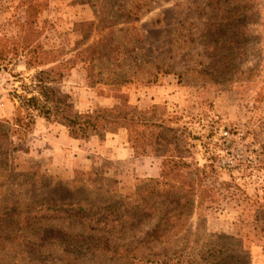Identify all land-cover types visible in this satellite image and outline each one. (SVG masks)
I'll return each mask as SVG.
<instances>
[{
	"label": "rangeland",
	"instance_id": "1",
	"mask_svg": "<svg viewBox=\"0 0 264 264\" xmlns=\"http://www.w3.org/2000/svg\"><path fill=\"white\" fill-rule=\"evenodd\" d=\"M248 1L251 6L243 22L244 34L238 44L235 40L225 44L228 54L222 58L225 54L217 53L219 45L200 39L206 24L205 13H201L205 0H0V39L19 41L24 36L21 26L31 20L46 27L42 42L47 48L69 51L97 39L91 32L84 45L77 30L78 24L94 22L96 11L130 8L132 2L143 7L150 4L151 10L142 20L131 25L141 33L144 54L155 62L162 58L160 62L165 61L177 73L194 68L217 75L214 81L204 82L195 79L196 73H172L159 75L155 85L134 83L123 88V99L131 105L141 110L160 106L174 121L179 119L188 130L189 161L206 170L204 184L215 192L214 203L206 201L202 206L198 199L195 206L200 207L188 218L186 214L182 219L181 215L170 218L166 243L153 242L154 254L165 249L175 264H188L183 261L192 250L200 253L218 244L222 247L217 249L233 252L225 264L239 263L242 258L238 256L244 254V263L264 264V0ZM119 22L122 28L124 21ZM17 75H28L21 57L0 69V121H11L15 115L13 95L21 90ZM61 89L80 113L122 103L89 86L84 64L72 70ZM16 144L20 142L16 140ZM0 149L6 153L8 146L0 144ZM12 156L17 172L49 177L52 187L74 180L84 184L78 192L61 193L62 200L89 197L99 204L125 199L140 203L152 192L160 213L125 232L122 240L127 244L145 239L160 216L172 215L173 200L165 196L180 186V178H162V159L134 151L124 129L104 139L92 132L80 140L71 137L66 127L37 118L21 150ZM48 190L31 188L24 194L35 198ZM73 246L50 237L37 247L16 249L9 255L16 264H122L94 260L85 247Z\"/></svg>",
	"mask_w": 264,
	"mask_h": 264
},
{
	"label": "trees",
	"instance_id": "2",
	"mask_svg": "<svg viewBox=\"0 0 264 264\" xmlns=\"http://www.w3.org/2000/svg\"><path fill=\"white\" fill-rule=\"evenodd\" d=\"M249 5L248 0H205L201 13H205L206 24L200 39L219 45L221 49L217 53L225 54L222 56L225 58L228 54L225 44L239 40L244 34L243 22ZM150 10V4L143 7L132 2L130 8L96 11V20L78 24L77 30L81 32L84 45L91 32L97 34V39L89 46L72 51L61 47L47 48L42 42L46 27L31 20L21 26L24 36L19 41L0 39V69L6 62L21 57L28 73L27 76H15L21 90L17 89L13 95L16 102L13 119L0 121V144L8 146L6 153L0 152V264H16L10 252L37 247L50 237L74 245L75 249L85 247L94 260L175 264L165 249L154 254L153 242L166 243L171 231L168 230L170 218L181 215L179 218L182 219L183 214L188 218L198 199L202 206L206 201L214 203L213 188L204 184V179L208 178L206 170L189 161L192 156L187 149L186 127L181 126L179 119L174 121L163 107L141 110L123 99L124 87L134 83L155 85L159 75L196 73L195 79L204 82L214 81L217 77L194 68L177 73L165 61L160 62L162 58H158L159 62L151 61L144 54L141 33L131 26ZM120 20L124 21L122 28ZM142 39L145 40V36ZM5 53L13 54V57ZM83 64L87 66L89 86L101 96L109 94L121 100L118 107L97 108L88 113L75 110L72 98L64 94L61 87L72 70ZM37 118L66 127L71 137L80 140L87 139L92 132L104 139L107 134L126 130L129 143L137 154H155L162 159L164 180L180 178L177 190L171 196H165L173 200L172 215L160 216L156 228L147 233L145 239L135 245L127 244L122 240L125 232L133 231L160 213L152 192L144 195L140 203L125 199L99 204L89 197L66 201L59 198L61 193L78 192L84 184L74 180L52 187L53 181L49 177L17 172L11 156L21 150ZM16 140L20 144H16ZM31 188L49 190L41 197L32 198L24 194ZM178 223L174 222L176 226ZM218 246L222 247L218 244L200 253L192 250L183 262L225 264L233 252L219 250ZM239 251L245 253L241 246ZM238 257L242 259L237 264H248L243 262L247 255ZM20 261L23 263L24 259Z\"/></svg>",
	"mask_w": 264,
	"mask_h": 264
},
{
	"label": "crops",
	"instance_id": "3",
	"mask_svg": "<svg viewBox=\"0 0 264 264\" xmlns=\"http://www.w3.org/2000/svg\"><path fill=\"white\" fill-rule=\"evenodd\" d=\"M124 151V150H123ZM123 151H120V152H123ZM126 152V151H125ZM114 154H116V152L114 153ZM115 159H116V157H115Z\"/></svg>",
	"mask_w": 264,
	"mask_h": 264
}]
</instances>
